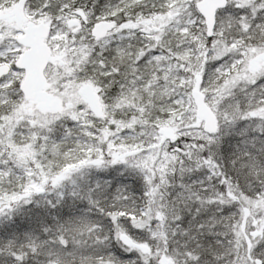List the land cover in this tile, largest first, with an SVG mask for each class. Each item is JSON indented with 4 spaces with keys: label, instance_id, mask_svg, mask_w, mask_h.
<instances>
[{
    "label": "snow or ice",
    "instance_id": "1",
    "mask_svg": "<svg viewBox=\"0 0 264 264\" xmlns=\"http://www.w3.org/2000/svg\"><path fill=\"white\" fill-rule=\"evenodd\" d=\"M0 264H264V0H0Z\"/></svg>",
    "mask_w": 264,
    "mask_h": 264
}]
</instances>
